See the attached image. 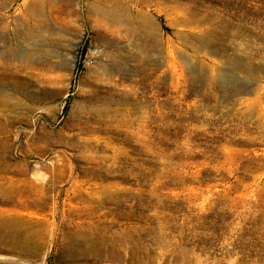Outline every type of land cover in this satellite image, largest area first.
Segmentation results:
<instances>
[{
    "label": "rangeland",
    "instance_id": "rangeland-1",
    "mask_svg": "<svg viewBox=\"0 0 264 264\" xmlns=\"http://www.w3.org/2000/svg\"><path fill=\"white\" fill-rule=\"evenodd\" d=\"M1 26L0 229L39 250L0 264H264V0H0Z\"/></svg>",
    "mask_w": 264,
    "mask_h": 264
},
{
    "label": "bare ground",
    "instance_id": "bare-ground-1",
    "mask_svg": "<svg viewBox=\"0 0 264 264\" xmlns=\"http://www.w3.org/2000/svg\"><path fill=\"white\" fill-rule=\"evenodd\" d=\"M35 2V1H34ZM117 2V1H116ZM122 7V6H121ZM119 6L113 7V9L104 11L101 13L106 14L111 17V19L118 20L120 18L121 13L118 10L122 11V8ZM30 8L39 12L40 7L37 3H32ZM118 9V10H117ZM3 26L0 29V40H3ZM3 56V55H2ZM1 60V59H0ZM7 102L6 95L0 93V105H5ZM22 230L20 227H16L13 229H0V243L5 244L9 250H21L28 251L33 255L38 254V248L35 245H32L28 240L29 231ZM30 245V246H29Z\"/></svg>",
    "mask_w": 264,
    "mask_h": 264
}]
</instances>
